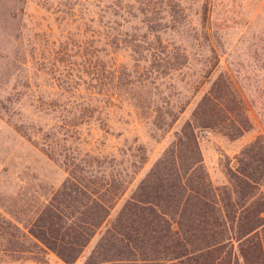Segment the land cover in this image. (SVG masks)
Listing matches in <instances>:
<instances>
[{"label":"trees","instance_id":"16d2710c","mask_svg":"<svg viewBox=\"0 0 264 264\" xmlns=\"http://www.w3.org/2000/svg\"><path fill=\"white\" fill-rule=\"evenodd\" d=\"M213 6L214 0L201 1L203 25L207 17L211 20ZM64 12L66 22L78 18L83 25L76 33L83 37L84 92L63 103L70 109L59 113L37 93L24 54L14 74L0 71V127L58 161L65 173L47 191L32 193L30 202L14 206L18 198L12 196L11 209L0 204V253L38 247L71 264L96 236L84 264H264V139L242 147L234 162L226 163V182L216 187L197 145L198 129L215 128L235 138L250 127L241 100L232 99L228 108L232 87L227 80L204 88L217 63L209 44L211 54L198 79L171 83L166 89L170 95L174 90V98L160 96L161 86L189 67L183 47L162 36L181 24L182 6L170 1L70 3ZM202 39L209 41L206 32ZM115 49L126 50L131 61L121 71L111 56ZM43 51L35 50L37 61ZM127 99L134 100L143 123L160 134L191 106L136 181L148 159L137 138L117 155L83 150L78 138H70L77 132L74 119L88 122L94 115L105 134L121 136L109 117L116 103ZM123 158L130 160L127 166Z\"/></svg>","mask_w":264,"mask_h":264},{"label":"rangeland","instance_id":"374dc122","mask_svg":"<svg viewBox=\"0 0 264 264\" xmlns=\"http://www.w3.org/2000/svg\"><path fill=\"white\" fill-rule=\"evenodd\" d=\"M112 1H170L182 6L183 15L179 18L181 24L176 25L175 30L168 28L162 36L183 47L189 58V67L183 74L174 76L162 85L160 96L174 98V90L171 89L170 95V89H166L170 88L171 83L174 85L178 80L185 83L198 79L211 54L208 44L215 52L217 63L204 88L213 81L227 80L237 94L230 88L228 108L233 107L232 99L241 100L243 113L250 126L235 138H229L215 128L196 131L197 145L209 180L215 187L223 185L226 182V163L229 161L232 164L241 148L253 139H264V0H214L211 20L208 21L207 17L204 25L201 19L202 0H0V71L10 70L14 74L24 54L30 66L32 81L38 86L37 93L58 106L59 113L70 109L68 102L66 105L63 103L75 100L76 95L84 92L81 83L84 80V58L79 48L83 37L80 35L78 39L76 33L79 26L83 28V25H78V18L67 23L69 14L64 12L65 8L70 3L100 4ZM204 32L208 35V42L202 39ZM37 49H44L43 53L37 54V58L40 57L38 61L35 58ZM111 56L119 71L125 63L131 62L126 50L115 49ZM133 102V99L120 100L109 117L111 128L123 131L121 136L105 134L94 115L88 122L87 119L83 122L74 119L73 128L77 132L71 134L70 138H78L76 145L83 150L92 149L115 155L117 151L122 152L119 148L124 147V151L137 138V141L145 144L148 159L137 173L136 181L158 156L172 132L188 117L191 106L180 114L166 133L160 134L153 126L143 123L132 106ZM0 128V204L11 209L10 197L18 198L14 206H21L19 203L28 202L32 193L42 194L50 186H55L65 173L58 161L48 160L18 134ZM122 161L123 166L130 162L125 158ZM95 239L96 236L71 264H84ZM0 264L66 263L51 251L33 247L31 252L0 253Z\"/></svg>","mask_w":264,"mask_h":264}]
</instances>
